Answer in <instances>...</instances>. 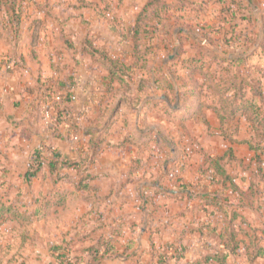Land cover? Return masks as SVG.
I'll return each instance as SVG.
<instances>
[{
    "label": "rangeland",
    "instance_id": "rangeland-1",
    "mask_svg": "<svg viewBox=\"0 0 264 264\" xmlns=\"http://www.w3.org/2000/svg\"><path fill=\"white\" fill-rule=\"evenodd\" d=\"M145 1L21 0V19L17 33L14 32L15 25L12 19L14 11L9 10L8 4L0 1V36H3L0 39V65L7 66L3 77L6 72L9 78L14 79V84L23 85L22 88L30 94L29 108L32 111L29 110L33 114L32 117L38 120L36 130L48 140L44 142L51 147L46 151L51 158L54 157L52 150H56L52 147L55 144L52 139L61 135L62 120H70L67 138L70 137L71 142L77 145L76 148L81 149L83 131L90 120L93 119L95 128L103 130L101 134H108L103 123L108 117L110 118L109 114L120 96L129 93L156 97L168 92L160 82L154 83L153 78L147 77V66L153 70V75L169 76L172 80L177 78L183 98L195 93L201 97L200 102L205 107L193 118L181 120L175 115L173 109L179 101L175 100L171 91L168 92L170 98L168 105L162 107L158 105V109L150 113L151 119L148 124L155 126L159 132L153 141L145 146H136V152L131 151L133 156L131 160L135 166L128 178L130 181L122 188L123 196L128 198L137 193L140 181L144 180L161 179L166 188L172 189L183 186L185 184L183 180L190 176L193 165L203 163V153L215 157L221 156L227 151L230 137L235 140L237 136V138L250 136L251 121L237 120L239 117L237 114L233 118L225 119L226 127L233 134L225 137L220 127L219 114H227L231 103L227 100V104L225 96L231 98L236 92L231 86L235 82L240 83L242 76L240 74L247 75L255 87H257L256 82H262L264 85V0H166L167 6L158 8L159 18L146 19L150 22L148 28L146 27L148 33L145 35L149 49L146 52L142 47L145 56L144 59L136 61L138 65L132 74L131 91L123 87L115 93V98L112 97V94H109L112 92H107L102 80H97L99 75L104 76L103 62L92 64L81 49L87 43L86 38L93 34L97 37L98 46L109 48L111 53L116 54L115 56L120 54V57L127 62L134 61L131 59L132 47L127 39L128 31L129 27L134 25ZM154 11L155 8H151L149 13ZM124 33L128 37L124 36ZM96 43H93V46H97ZM52 45L56 51L48 54L47 51L51 50ZM19 47L26 48L25 51L28 52L25 60L19 55L21 54ZM38 49L40 52L33 55ZM239 58L244 61L238 60ZM82 64L90 65L81 73L79 68ZM163 69L167 73L165 76ZM51 73L59 74L58 80L53 79L54 75L49 78ZM84 75L88 80L83 78ZM38 77L42 78L35 85H25ZM140 79L147 80L148 84L145 89L137 91L136 87ZM0 82V92L4 95H10L11 91L15 90L12 84ZM70 84L71 91L76 92V95L73 93L74 99H78L77 94L79 97L85 95V106L81 104L74 110L71 109L73 108L71 100L65 99ZM58 85L62 86V90L58 89ZM58 92L63 94L61 101L53 96ZM242 92L247 98H255L257 102L264 98V95L255 97V88L250 90L246 87L245 91L239 90L237 94L240 95ZM1 100L0 96V104ZM123 108L127 113L125 125L133 128L136 110L134 107H129L128 103H124ZM160 108L166 115L158 112ZM65 109L69 111L67 119L62 117ZM183 110L186 114L190 112L189 109H181L177 114ZM52 114L54 117L55 114L57 115L56 123ZM90 116L92 117L89 118ZM204 117L207 119L209 117L208 123ZM117 119L124 120V115L119 114ZM118 121L109 139H118L123 135L124 129L120 131L121 125ZM238 121L241 125V134L233 131ZM41 141L37 145H41ZM112 149H115L113 145L105 147L106 151ZM238 151L243 158L225 161L227 170L237 175L242 185H247L250 179L259 180L263 177L261 175L264 174V156L260 162L262 173L259 174L257 162L252 159L253 152L247 149H238ZM104 157L107 169L108 166L113 168L114 174H118L120 178L126 175L122 160L127 163L129 158L127 150L123 151V155L120 151L118 155L111 153ZM67 160L74 161V159ZM73 168V166H64L63 170H57L58 176L62 173L68 174ZM168 173L171 174L172 179L163 181L162 178ZM261 180L263 182L258 188L262 192L261 196L264 197V178ZM188 184L194 185V183ZM192 188L196 190L194 186ZM148 189L144 188V196H148ZM262 204L264 206V201ZM258 213L264 218V209ZM74 218L76 219L74 214L64 209L56 215H50L48 222L42 220L28 223L22 221L0 223V264H90L91 253L83 251V247L72 245L71 233L74 227L83 224L82 218L79 222H75ZM197 237L199 238V235ZM195 239L191 237L189 250L179 248L177 251H167L168 255L165 258L168 259L171 254L174 255L171 258H182V260L191 256L195 251L193 245ZM66 246L72 249L71 257L70 260L62 263L57 257L64 252Z\"/></svg>",
    "mask_w": 264,
    "mask_h": 264
},
{
    "label": "crops",
    "instance_id": "crops-1",
    "mask_svg": "<svg viewBox=\"0 0 264 264\" xmlns=\"http://www.w3.org/2000/svg\"><path fill=\"white\" fill-rule=\"evenodd\" d=\"M1 38L3 36H0ZM88 39L89 41H87ZM96 40L97 37L91 34L86 38L87 43L81 49L92 64L103 62L100 53H96L94 56L93 47L89 45V42L96 43ZM96 45L99 44L96 43ZM98 47L109 50V48L101 45ZM19 49L21 51L19 55L25 60L28 56V52L25 51L26 48L19 47ZM39 50L33 52V55L38 54ZM55 51L56 49L52 45L51 50H48L47 53L51 54ZM87 66L82 64L79 68L80 72H84L88 68ZM6 68L7 66L0 65V81L5 82V84H12L15 90H12L10 95H4L0 92L2 98L0 104V200L12 204L13 209L21 217L18 219L8 218L4 221L1 220L0 223L10 221L28 223L42 220L48 222L47 219L50 215H56L61 210L67 209L76 217V219L74 218L75 222H79L80 218L83 221V224L78 227L76 225L71 233L73 247L80 246L85 249L91 247L101 250L99 258L95 261L91 259L90 264H192L194 260L211 251L225 252L227 254L226 264H264V258L251 259L245 248L250 242V235L255 232L261 233L262 227H264V218L258 213V211L262 212L264 206L262 203L249 202L246 199L241 202L239 195L231 193L230 190L227 191L228 199L223 197L219 199L223 200V209L204 202L201 203L199 196L205 195V193L198 191L193 184H188L194 183L196 185L198 183L197 173L200 164L193 165V171L188 178H184L183 183L185 184L183 186L172 189L166 188L161 179L156 181L144 180L140 181L134 196L132 195L131 198L123 196L122 188L130 181L128 178L134 170L133 166H135L131 160L133 157L131 151L136 152V146H145L153 141L158 134V129L148 123L151 119L150 113L158 109V105L162 107L168 104L156 101V98L160 100L165 98V95L146 96L141 104L134 106L136 111H134L135 124L133 128L125 125L127 113L123 110L124 104H120L117 110L111 114L106 127L103 126L108 131L107 138L104 141H99V151L90 165L89 172L91 175L89 178H84L81 181L80 175L74 168L68 174L62 173L59 177L58 174L52 173L48 166H44L37 176L33 177L30 182H26L24 173L29 164L30 150L41 140H48L36 130V121L38 122V120L32 117V110L29 108L30 94L23 89V85L14 84V79L9 78L6 72L5 77H3ZM104 69L105 75L107 70L105 67ZM53 75L51 73L48 77L51 78ZM86 75L83 78L88 80ZM54 76L53 79H57L59 74ZM48 77L46 78L48 79ZM40 78L42 77L34 78L31 83L25 85H35ZM102 79V75L97 77L98 81ZM73 93L76 92L72 90L71 103L73 108L71 109L74 110L81 104V106H85V95L79 97L77 94L78 99H74L76 94ZM158 112L166 115L161 108ZM68 114V109H65L62 115L63 119H67ZM119 114L124 115V120L118 121L117 116ZM92 120L84 128L82 140L84 143L80 144L81 149L76 148L77 145L71 142L70 137L67 138L66 133L70 130L69 119L68 121L62 120L61 135L55 137V140L52 139L55 142L52 147L60 152L64 159L80 158L86 143L92 138L90 137L91 134H87V132L93 131L94 135L98 137L103 131L100 128H95ZM117 121L121 125L120 131L124 129L123 135L118 139H109L111 131L115 130L113 127ZM239 132L241 134L242 130ZM48 136L50 137V135H46V137ZM237 137L234 142L228 140L229 146L226 150L232 147L237 158L241 159L243 155L238 149H247L253 152V159L254 151L247 143L240 142V140L249 138V135ZM109 145H113L115 149L106 151L105 147H109ZM124 150L129 152V158L127 163L124 159L122 160L126 175L120 178L118 174H114L113 168L109 166L108 169L106 168L104 156L111 153L118 155L120 151L123 155ZM111 163L113 162L111 161ZM170 175L168 173L162 180L172 179ZM237 181L244 190L248 188V184L242 185L238 179ZM218 187L220 186L214 185L209 187V190ZM144 188L152 189L147 190L148 196L143 195ZM260 197L261 200L263 197ZM234 212L238 213V217L233 221V228L238 234L240 243L235 252H230L221 242L220 235L225 233ZM253 220L259 222L255 223ZM191 237L196 238L193 242L195 251L191 256L182 260V258H171L174 256L171 254L168 259L165 258L168 255L166 254L167 251H177L179 248L189 250L192 243ZM261 243L264 245V239ZM107 244L112 248L108 252L104 249ZM168 253L170 254V252ZM204 264L219 263L210 261V263Z\"/></svg>",
    "mask_w": 264,
    "mask_h": 264
},
{
    "label": "trees",
    "instance_id": "trees-1",
    "mask_svg": "<svg viewBox=\"0 0 264 264\" xmlns=\"http://www.w3.org/2000/svg\"><path fill=\"white\" fill-rule=\"evenodd\" d=\"M4 4H8L9 10L14 11V16H12L13 23L15 25L14 32L17 33L20 27V19H21V0H0ZM187 1V0H186ZM224 1V0H223ZM167 6L166 0H147L146 3L143 5L142 9L140 10L139 14L137 15V18L135 20L134 25L129 27V37L127 34L124 33V36H127L128 42H130V46L132 47L131 59L134 61L127 62L126 60H123L122 57L119 55L115 56L111 53L110 50L105 48H100L98 46H93L94 44L92 42H89V45H92V51L93 55L95 56L96 53H100L103 59V64L107 70V73L103 76L102 83L106 86L107 92H112L109 94H112L111 96L115 98L116 92L123 88L125 90H128L129 92L132 89V74L135 71V67L138 65L136 61H139L141 59H144L145 53L143 51V48H145L146 52H148L149 45L148 41H146L147 31L146 27L149 26V20L146 21L147 18H159L158 14V8H163ZM151 8H155L154 12H151ZM148 28V27H147ZM89 41V39L87 40ZM143 51V52H142ZM148 59V57H147ZM236 60V59H234ZM238 60L242 61V58H239ZM244 61V60H243ZM148 69L146 71L147 77L153 78L152 82H160L166 91H171L174 94L175 100L179 101V104L176 106L175 109V115H178L181 120H186L188 118H193V116H197L202 110L204 109V104L200 102L201 97L199 94H190L188 98H183V95L181 93V86L177 81V78L175 80H172L169 78V76H165L166 71L163 69V74L165 77H161L158 75H153V70L150 68V66H147ZM245 65H242V68L244 70ZM242 75L240 77V83L235 82L232 84L231 88H234L236 92H234L233 96L231 98L225 96L226 102L227 100H230L231 105L229 106V109L227 111V114H219L220 119V127L223 130L224 136H231L233 135L232 132L226 127L225 119L233 118L237 114L239 115L238 119H245L246 122L251 121L252 125V134H250L249 138L240 140V142H245L249 145V147L254 151L253 160L257 162V170L258 173H262V165L261 161L264 156V98H261L259 102L255 98H247L244 92H242L240 95L237 94V92L245 91V88H255V97H263V91H264V85L262 82H256L257 87L254 86L252 80H250L247 75ZM148 77V78H149ZM116 84L118 86H116ZM148 82L147 80L140 79L138 82V86L136 87L137 91L143 90L146 88ZM58 89L62 90V86L58 85ZM71 86L68 88V92L66 96V100H71L72 91ZM229 88V89H231ZM57 89V90H58ZM113 90V91H112ZM168 92L162 93L161 95H165V98H162L158 100L156 98V101H160L163 103H168L170 100L168 96ZM189 92V91H187ZM145 95H139V94H132L130 95L127 93L124 96H120L117 98L116 104L112 108L109 116L117 110V108L120 106V104L128 103L129 107L137 106L138 104H141V102L145 99ZM183 103V105H182ZM228 104V102H227ZM168 105V104H167ZM181 109H189V114H186V112L183 110L180 112V114H177L178 111ZM63 110V109H62ZM59 113L62 114V111L59 110ZM172 112L170 111V114ZM190 116V117H189ZM206 123H208V119L204 117ZM109 122L108 120L104 121L103 126ZM256 124L258 126H256ZM78 128V127H77ZM241 125L238 121L237 125H235V128L233 131L236 132V134H239ZM238 129V131H237ZM238 132V133H237ZM87 134H91L89 141L86 143V146L83 150V154L80 158L74 159V161H70L67 159H64L62 155L57 150H52V154L54 155L53 158L49 157L46 153V151H49L51 149L50 145L47 142H44V140L41 141V145H35L30 150V157H29V164L27 166V169L24 173V179L26 182H30V180L37 176L38 173L41 171V169L44 166H48L50 171L52 173L59 174L57 170H61L64 166H73L76 168L78 174L80 175L81 181H83L84 178L90 177V165L93 163L95 156L97 152L99 151V141H104L107 138V134H101L100 136L96 137L94 135L93 131L87 132ZM100 137V138H99ZM231 142L235 141L232 137L229 138ZM204 161L199 165L198 168V176H197V184L194 186L197 187L198 191L204 192L205 195L199 196L201 203H206L209 205H212L213 207L223 209L224 203L223 200H219L220 198H227V191L230 190L231 193H237L239 197L241 198V202H243L244 199L249 200V202H254L257 204H261L264 201V197L260 200V196L262 195V192L259 190V185L263 182L261 180L264 178V174H262L259 180L250 179L248 183V188L243 189L241 185L237 181V175L230 173L227 168L225 167V161L227 160H238L235 151L232 147H229V149L226 151V153L223 156H212L208 153H203ZM209 182V183H208ZM214 185H219L220 187L209 190V187ZM189 195L188 193H186ZM224 195V196H223ZM190 196V195H189ZM221 196V197H220ZM228 199V198H227ZM263 206V204H262ZM20 214H18L14 209L12 204H7L6 202H3L0 200V220H5L6 218H16L18 219ZM238 217V213L234 212L232 214V220L229 221V224L227 225L225 229V233L223 232L220 235L221 242L225 245L226 249H228L230 252H235L238 247L240 240L238 239V234L233 228V221L235 218ZM264 239V227H262L261 233L257 234L256 232L250 235V242L245 246L246 253L251 259H255L256 257H262L264 258V245L261 243ZM85 249V248H84ZM105 251L112 250L111 246L107 244L104 246ZM100 249L98 248H86L85 252H90L92 256V260H96L99 258ZM70 252H72V249L69 248V246H66L64 252L57 257V259H61V262L64 263L65 261L70 260ZM227 260V254L225 252L221 251H211L203 254L198 259L194 260L192 264H204V263H210V261H216L219 264H226ZM80 261V260H79ZM12 264V263H11ZM188 264V263H184Z\"/></svg>",
    "mask_w": 264,
    "mask_h": 264
},
{
    "label": "built area",
    "instance_id": "built-area-1",
    "mask_svg": "<svg viewBox=\"0 0 264 264\" xmlns=\"http://www.w3.org/2000/svg\"><path fill=\"white\" fill-rule=\"evenodd\" d=\"M63 94L62 93H56V94H53V96L56 98V100H58V101H61L63 98V96H62ZM52 117L54 118V120H55V123H56V121H58V119H57V115L55 114V117H54V114H52ZM54 125V124H53ZM57 125V124H56ZM76 136L74 135V137L73 138H75ZM77 139V138H76Z\"/></svg>",
    "mask_w": 264,
    "mask_h": 264
}]
</instances>
